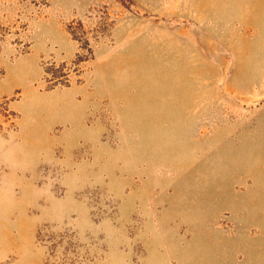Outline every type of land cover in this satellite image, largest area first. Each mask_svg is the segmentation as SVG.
Listing matches in <instances>:
<instances>
[{
    "label": "rangeland",
    "instance_id": "rangeland-1",
    "mask_svg": "<svg viewBox=\"0 0 264 264\" xmlns=\"http://www.w3.org/2000/svg\"><path fill=\"white\" fill-rule=\"evenodd\" d=\"M0 264H264V0H0Z\"/></svg>",
    "mask_w": 264,
    "mask_h": 264
}]
</instances>
